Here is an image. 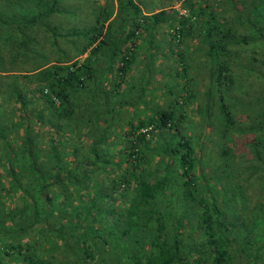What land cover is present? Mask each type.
Instances as JSON below:
<instances>
[{
    "label": "trees",
    "instance_id": "16d2710c",
    "mask_svg": "<svg viewBox=\"0 0 264 264\" xmlns=\"http://www.w3.org/2000/svg\"><path fill=\"white\" fill-rule=\"evenodd\" d=\"M0 264H264V0H0Z\"/></svg>",
    "mask_w": 264,
    "mask_h": 264
},
{
    "label": "rangeland",
    "instance_id": "374dc122",
    "mask_svg": "<svg viewBox=\"0 0 264 264\" xmlns=\"http://www.w3.org/2000/svg\"><path fill=\"white\" fill-rule=\"evenodd\" d=\"M96 1L102 2V0H96ZM144 1L146 2V4L148 6H154L157 3L161 2V1H165V0H144ZM175 7L178 8L179 10L183 8L179 4H177ZM82 13H86V12L82 9ZM161 60H162L161 62H165L163 60V58H161ZM138 66H139V64H138ZM137 72L138 71L135 68L133 74L135 75ZM244 83H246V82H244ZM198 87H201V86L198 85ZM193 106L194 105L192 104L190 107L186 108L187 109V112L189 114V117L192 118V122L187 123V125H188V127H191V129L198 130L199 125H200L198 121L201 119V115L194 111Z\"/></svg>",
    "mask_w": 264,
    "mask_h": 264
},
{
    "label": "built area",
    "instance_id": "2783aa9c",
    "mask_svg": "<svg viewBox=\"0 0 264 264\" xmlns=\"http://www.w3.org/2000/svg\"><path fill=\"white\" fill-rule=\"evenodd\" d=\"M179 12L183 13V12H185V9L182 8V9L179 10Z\"/></svg>",
    "mask_w": 264,
    "mask_h": 264
}]
</instances>
